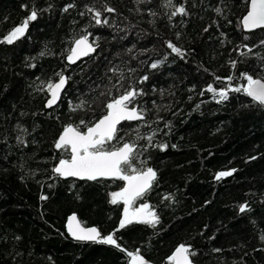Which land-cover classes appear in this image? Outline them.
Returning <instances> with one entry per match:
<instances>
[{
    "label": "trees",
    "instance_id": "obj_1",
    "mask_svg": "<svg viewBox=\"0 0 264 264\" xmlns=\"http://www.w3.org/2000/svg\"><path fill=\"white\" fill-rule=\"evenodd\" d=\"M180 6L188 14L170 19ZM33 10L37 19L23 36L0 42V264H131L127 252L137 251L148 264H168L180 244L195 251L193 264H264V106L228 91L246 83L241 72L264 80V29L240 24L247 0H0V41ZM95 11L106 24H96ZM85 35L95 53L69 65L74 41ZM243 45L252 53L241 56ZM58 74L66 88L46 109L47 84ZM209 85L228 99L218 103ZM132 89L145 120L123 122L105 147L134 143L132 166L157 172L131 209L147 203L160 222L117 231L124 204H112L111 194L124 181L57 176L53 168L69 154L54 143L64 126L86 130L81 120L95 123L107 102ZM72 213L102 236L115 233L125 251L72 240L65 229Z\"/></svg>",
    "mask_w": 264,
    "mask_h": 264
},
{
    "label": "snow or ice",
    "instance_id": "obj_2",
    "mask_svg": "<svg viewBox=\"0 0 264 264\" xmlns=\"http://www.w3.org/2000/svg\"><path fill=\"white\" fill-rule=\"evenodd\" d=\"M141 2H143V0H141ZM168 3L171 4L172 0H168ZM247 3L248 10L240 21L242 28L246 31L264 29V0H247ZM69 7H72V5H68L64 10L67 11ZM88 11L93 12L94 10L90 8ZM105 11L114 12L115 9L109 7L106 8ZM216 11L217 13H220L221 9L217 8ZM178 14L187 15L188 13L183 6L176 7L171 12L169 18L171 19ZM152 15H155V13H152ZM100 17L101 12L95 11L93 18L95 19L96 24H106L107 20L101 21ZM36 19L37 12L33 10L21 25L16 26L6 37L3 38V41L0 42L6 41L8 44H12L16 39H19L24 35L29 22ZM204 31H208V29L205 28ZM260 43L264 45V40ZM167 47L181 57L184 55L182 50L175 46L171 41L167 42ZM242 47L247 49V51H241L239 53L241 56H247L253 51L248 45H243ZM94 51L95 48L88 42V37L85 35L74 41V47L70 49V54L67 56V60L70 63H75V61L82 56H87ZM229 63L233 69L236 68L237 61H230ZM151 67L155 69L157 64L153 63ZM262 70H264V66H262ZM58 75V82H49L47 84L46 90L50 96L45 104V107L47 108H52L57 103L60 99V92L66 84L67 78L62 74ZM144 79L146 80L147 77H144ZM217 79L219 80L221 78L217 77ZM224 79L231 83L233 77L229 76ZM239 79L246 83L239 87L229 88L228 91L237 93L242 92L244 95L250 97L253 102L264 106V80L255 78L247 72H241ZM206 91L218 95V103L228 99V91L220 90L217 92L211 85L207 87ZM137 95L138 92L135 89H132L125 91L117 98H112L106 103V112L98 121L89 125L81 120L80 125H83L86 129L84 131L81 130L80 126H73L71 124L66 125L54 143L55 149L63 150L69 154L68 158L59 159L58 164L53 168V172L57 176L65 178L77 177L87 180L114 178L126 182L125 186L119 192L111 194L112 204H117L119 201H122L124 204L123 218L119 222L117 231L125 228L126 225L131 224L134 221L147 224L151 227H155L160 222L157 213L154 210H151L147 203L130 211L134 202L151 189L153 182L157 178V172L151 167L137 169L132 166V161L136 157L137 148L134 143L124 142L120 147H115L112 150L105 147L106 144H109L118 138L117 134L119 129L117 125L121 124V122L145 120L143 112L135 106H132L134 105ZM82 106V104L76 105V108ZM73 110H75V108ZM154 135L155 132L147 137L149 143H151ZM17 139L20 143H24L20 137H17ZM120 139L123 138L120 137ZM159 147L161 150H164L167 145H159ZM234 171L235 170L233 169L231 171L219 172L215 178L220 180L223 177L231 176ZM41 199H47V197L41 196ZM164 199H170V196H165ZM247 208L248 206L246 204L241 205L239 211L243 213ZM76 221L77 218L75 215L69 217L68 231L74 239L112 245L122 252L125 251V249H123L117 242V239L114 238L115 233L102 236L97 228H84L81 227L78 222L75 224V227H73V223ZM260 239L264 240V235H262ZM215 251L220 250L216 249ZM195 254V251L192 250L190 245L180 244L174 249L173 253L167 257V261L168 264H193L190 257ZM127 255L131 258V264H148L138 251L135 254L133 252H127Z\"/></svg>",
    "mask_w": 264,
    "mask_h": 264
},
{
    "label": "water",
    "instance_id": "obj_3",
    "mask_svg": "<svg viewBox=\"0 0 264 264\" xmlns=\"http://www.w3.org/2000/svg\"><path fill=\"white\" fill-rule=\"evenodd\" d=\"M246 14V13H245ZM244 14V15H245ZM243 15V16H244ZM242 16V17H243ZM242 17H241V19H242ZM241 21V20H240ZM242 27V26H241ZM243 29V28H242ZM244 30V29H243ZM255 30H258V29H255ZM255 30H253V31H255ZM245 32H251V31H246V30H244ZM88 42L89 43H91V41L88 39ZM92 44V43H91ZM93 45V44H92ZM72 47H74V44L72 45ZM71 47V48H72ZM93 47L95 48V50H96V47L93 45ZM95 53V51L94 52H91V53H89V55H87V56H82L81 58H79L78 60H76L75 61V63H70L68 60H67V63L69 64V65H75V64H77L79 61H81V60H83V59H85V58H87L88 56H91V55H93ZM69 54H70V52H69ZM68 54V55H69ZM65 77H66V75H64ZM67 78V77H66ZM260 79V78H259ZM56 82H58V80L56 81ZM55 83V82H54ZM66 85H67V81H66V84H65V86H64V88H63V90L60 92V98H61V95H62V93L64 92V90H65V88H66ZM48 95H49V93H48ZM49 98H50V96H49ZM60 100V99H59ZM59 100L57 101V103L59 102ZM57 103L54 105V106H56L57 105ZM46 104V103H45ZM53 106V107H54ZM52 107V108H53ZM46 109H49V108H47V107H45ZM123 122H128V121H123ZM123 122H121V124L123 123ZM131 122H135V121H131ZM121 124H119V125H121ZM119 125H117V127L119 126ZM63 178H65V177H63ZM67 178H72V179H75V180H80V181H83V180H87V179H80V178H77V177H67ZM99 179H104V180H110V179H114V178H99ZM99 179H97V180H99ZM87 181H95V180H87ZM125 184H126V182L124 181V186H125ZM72 215H75L76 216V218H77V221L76 222H74L73 223V227H75V224L78 222L79 223V225L81 226V227H84V228H90V227H95V228H97L96 226H84V225H82L81 224V222H80V220H79V218H78V216L75 214V213H72V214H70L68 217H67V219H66V222H65V229H66V233H67V235L72 239V240H74V241H79V240H76V239H74L73 237H72V235L69 233V231H68V222H69V217H71ZM98 229V228H97ZM99 231V230H98ZM81 242H92V241H81Z\"/></svg>",
    "mask_w": 264,
    "mask_h": 264
},
{
    "label": "rangeland",
    "instance_id": "obj_4",
    "mask_svg": "<svg viewBox=\"0 0 264 264\" xmlns=\"http://www.w3.org/2000/svg\"><path fill=\"white\" fill-rule=\"evenodd\" d=\"M139 207H140V206H139ZM137 208H138V207H137ZM132 210H134V208H133V209L130 208V211H132Z\"/></svg>",
    "mask_w": 264,
    "mask_h": 264
},
{
    "label": "flooded vegetation",
    "instance_id": "obj_5",
    "mask_svg": "<svg viewBox=\"0 0 264 264\" xmlns=\"http://www.w3.org/2000/svg\"><path fill=\"white\" fill-rule=\"evenodd\" d=\"M111 180V179H110ZM124 187V186H123Z\"/></svg>",
    "mask_w": 264,
    "mask_h": 264
}]
</instances>
